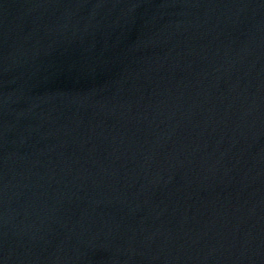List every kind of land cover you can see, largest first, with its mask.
Returning a JSON list of instances; mask_svg holds the SVG:
<instances>
[{
    "label": "water",
    "instance_id": "1",
    "mask_svg": "<svg viewBox=\"0 0 264 264\" xmlns=\"http://www.w3.org/2000/svg\"><path fill=\"white\" fill-rule=\"evenodd\" d=\"M0 264H264V0H0Z\"/></svg>",
    "mask_w": 264,
    "mask_h": 264
}]
</instances>
